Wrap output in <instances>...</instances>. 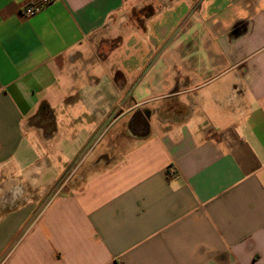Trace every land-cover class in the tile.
Listing matches in <instances>:
<instances>
[{"label":"crops","instance_id":"obj_1","mask_svg":"<svg viewBox=\"0 0 264 264\" xmlns=\"http://www.w3.org/2000/svg\"><path fill=\"white\" fill-rule=\"evenodd\" d=\"M31 1L0 0V193L87 175L0 196V264H264V0Z\"/></svg>","mask_w":264,"mask_h":264},{"label":"rangeland","instance_id":"obj_2","mask_svg":"<svg viewBox=\"0 0 264 264\" xmlns=\"http://www.w3.org/2000/svg\"><path fill=\"white\" fill-rule=\"evenodd\" d=\"M149 4L151 3L147 2L142 6L133 8L129 15L130 19L135 21L144 20V18L150 13V10L152 8V6ZM77 166L78 164H75L73 167H69L63 174H61L60 178L57 179V181H54L52 187L49 188L40 187L35 189L33 187H27L23 183L17 184V182H15L17 185L14 186L15 179H18V181H20L19 178L15 175L12 177L13 180L9 185L10 190H7L8 193L3 194L2 192L0 193V196H5V198L22 197V199L26 197H30L29 199H32V197L34 198L42 196V198L44 199L41 204L45 206L46 203L56 195L60 193H63L64 195L71 194L74 190H77L81 186L79 184L80 186L77 187V183L83 182L85 180L87 171L86 169H81L83 168L82 165L79 164V167Z\"/></svg>","mask_w":264,"mask_h":264},{"label":"trees","instance_id":"obj_3","mask_svg":"<svg viewBox=\"0 0 264 264\" xmlns=\"http://www.w3.org/2000/svg\"><path fill=\"white\" fill-rule=\"evenodd\" d=\"M151 11L148 15H151ZM36 126L43 127L45 134L50 136L55 131V120L51 109L47 104H42L34 120L32 121Z\"/></svg>","mask_w":264,"mask_h":264},{"label":"built area","instance_id":"obj_4","mask_svg":"<svg viewBox=\"0 0 264 264\" xmlns=\"http://www.w3.org/2000/svg\"><path fill=\"white\" fill-rule=\"evenodd\" d=\"M47 5V0H33L26 4L22 10V15L25 18H31L39 14ZM169 173L174 174L175 170L169 169Z\"/></svg>","mask_w":264,"mask_h":264}]
</instances>
